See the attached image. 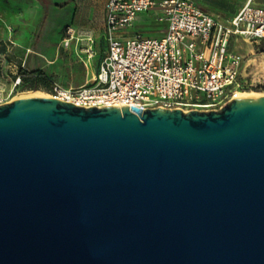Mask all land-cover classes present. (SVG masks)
<instances>
[{"label": "water", "instance_id": "obj_1", "mask_svg": "<svg viewBox=\"0 0 264 264\" xmlns=\"http://www.w3.org/2000/svg\"><path fill=\"white\" fill-rule=\"evenodd\" d=\"M130 109L0 103V264H264V96Z\"/></svg>", "mask_w": 264, "mask_h": 264}, {"label": "built area", "instance_id": "obj_2", "mask_svg": "<svg viewBox=\"0 0 264 264\" xmlns=\"http://www.w3.org/2000/svg\"><path fill=\"white\" fill-rule=\"evenodd\" d=\"M150 12L163 27L158 36L121 39L120 31ZM104 24L106 50L92 81L53 83L49 98L85 108L217 110L239 94L243 59L232 43L264 40V9L250 1L222 22L194 0H106ZM68 34L66 45L74 38Z\"/></svg>", "mask_w": 264, "mask_h": 264}, {"label": "rangeland", "instance_id": "obj_3", "mask_svg": "<svg viewBox=\"0 0 264 264\" xmlns=\"http://www.w3.org/2000/svg\"><path fill=\"white\" fill-rule=\"evenodd\" d=\"M102 24L103 12L96 0H0V41L6 44V52H0V103L22 95L48 97L43 88L15 85L19 67L41 72L51 85L90 83L103 51ZM162 28L150 12L140 14L120 35L121 39L136 32L158 36ZM69 29L74 38L66 45ZM231 46L243 59L239 94L264 95V40L238 38Z\"/></svg>", "mask_w": 264, "mask_h": 264}, {"label": "crops", "instance_id": "obj_4", "mask_svg": "<svg viewBox=\"0 0 264 264\" xmlns=\"http://www.w3.org/2000/svg\"><path fill=\"white\" fill-rule=\"evenodd\" d=\"M96 1L99 2L101 11L103 12L102 31L99 36L100 44H102L103 46V55L106 50L104 24V4L106 0ZM249 1L253 6H258L264 9V0H194V2L203 11L215 16L222 22H229L238 13V11Z\"/></svg>", "mask_w": 264, "mask_h": 264}, {"label": "trees", "instance_id": "obj_5", "mask_svg": "<svg viewBox=\"0 0 264 264\" xmlns=\"http://www.w3.org/2000/svg\"><path fill=\"white\" fill-rule=\"evenodd\" d=\"M0 52H6V44L0 41ZM18 76L20 77V82L22 85L29 89H39L43 88L49 92L52 88V85L49 81L42 75L41 72H29L25 69L19 67Z\"/></svg>", "mask_w": 264, "mask_h": 264}, {"label": "bare ground", "instance_id": "obj_6", "mask_svg": "<svg viewBox=\"0 0 264 264\" xmlns=\"http://www.w3.org/2000/svg\"><path fill=\"white\" fill-rule=\"evenodd\" d=\"M83 51H86V52H87V51H89V50H88V49H87V50L85 49V50H83ZM88 82H89V81H87V82H85V83H88ZM241 95H258V94L250 93V94H241ZM241 95H240V94H237V96H241ZM33 96H38V95H33ZM237 96H236V97H237ZM260 96H264V95H260ZM39 97H45V96H39ZM48 97H49V96H48Z\"/></svg>", "mask_w": 264, "mask_h": 264}]
</instances>
